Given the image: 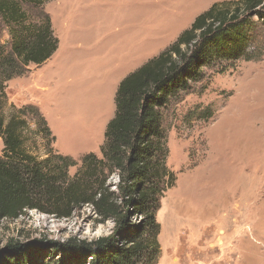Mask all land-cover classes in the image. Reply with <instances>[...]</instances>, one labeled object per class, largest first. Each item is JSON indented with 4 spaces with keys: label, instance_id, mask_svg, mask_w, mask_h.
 Here are the masks:
<instances>
[{
    "label": "rangeland",
    "instance_id": "1",
    "mask_svg": "<svg viewBox=\"0 0 264 264\" xmlns=\"http://www.w3.org/2000/svg\"><path fill=\"white\" fill-rule=\"evenodd\" d=\"M221 1L230 0L46 1L43 12L51 18L58 49L6 83L5 115L33 106L19 115L27 122L25 146L40 159L54 152L81 164L87 153L101 156L123 78ZM28 12L40 23L41 14ZM254 20L259 43L264 23ZM11 41L0 17L4 51ZM37 111L50 137L39 132ZM161 113L166 164L175 180L157 212V264H264V55L202 66L189 89ZM3 147L0 137V156ZM113 226L112 220L99 223L89 206L66 218L28 210L17 219H0V261L20 264L22 251L7 250L18 243L33 253L30 264H65L75 240L107 236Z\"/></svg>",
    "mask_w": 264,
    "mask_h": 264
},
{
    "label": "trees",
    "instance_id": "2",
    "mask_svg": "<svg viewBox=\"0 0 264 264\" xmlns=\"http://www.w3.org/2000/svg\"><path fill=\"white\" fill-rule=\"evenodd\" d=\"M46 1L0 0V17L12 36L9 52L0 46V219H17L28 210L66 218L89 206L99 223L112 220L113 230L90 242L75 240L78 245L67 252L65 264H157V212L175 180L166 164L161 109L189 89L202 66L215 59L258 60L264 55V37L257 43L253 33L255 17L264 23V0L213 3L167 49L123 78L101 156L87 153L81 164L54 152L40 159L26 148L27 122L19 114L32 105L18 114L4 113L6 83L23 75L31 63H45L58 49L51 18L43 12ZM29 9L41 14L40 23L31 21ZM36 115L39 132L50 137L46 119L38 111ZM7 250H21L19 263L30 264L33 253L25 252L27 245L10 244ZM9 262L6 258L0 264Z\"/></svg>",
    "mask_w": 264,
    "mask_h": 264
}]
</instances>
